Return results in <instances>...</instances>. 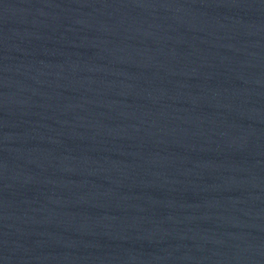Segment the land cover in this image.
<instances>
[{
	"label": "water",
	"instance_id": "1",
	"mask_svg": "<svg viewBox=\"0 0 264 264\" xmlns=\"http://www.w3.org/2000/svg\"><path fill=\"white\" fill-rule=\"evenodd\" d=\"M0 264H264V0H0Z\"/></svg>",
	"mask_w": 264,
	"mask_h": 264
}]
</instances>
